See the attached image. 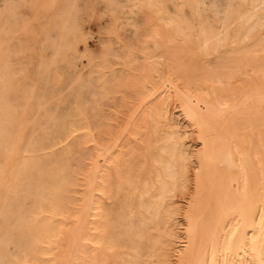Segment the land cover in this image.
Segmentation results:
<instances>
[{"label":"rangeland","instance_id":"obj_1","mask_svg":"<svg viewBox=\"0 0 264 264\" xmlns=\"http://www.w3.org/2000/svg\"><path fill=\"white\" fill-rule=\"evenodd\" d=\"M168 2L171 11L185 12L192 24L199 20L212 23L214 19L211 0H203L204 9L198 17L193 8L182 9L179 0ZM226 4L223 1L218 5L223 9ZM248 9L241 3L233 6L234 12ZM239 23L233 15L228 28L242 35L253 20L242 26ZM164 25L165 20L150 11L145 0H0L2 58L9 71H15L7 98L13 103L18 99L21 107L26 103L27 111V118L19 125L16 113L10 114L6 133L0 137V187L13 177L27 181L31 193L39 184H45L52 193L59 194V207L72 213L84 204L85 180L92 165L103 166L111 182L99 193V198L107 208L113 206L117 218L126 222L124 193L115 194V190L127 165L130 164L132 177L140 173L143 178L153 180L158 144L168 134L181 144L179 153L189 169L186 187L165 195L166 210L143 218L141 244L144 243V252L149 251L156 258L145 255L142 264H159L158 259L177 264V252L191 240L182 214L193 193L197 157L205 148L217 155L215 162L209 164L214 179L224 180L236 172L234 163L221 158L224 146L213 145L214 130L207 128L206 142L202 141L198 128L183 111L181 95L170 89L168 81H163L168 75L182 90L194 93L204 85L211 86L218 76L226 77L231 72L225 63L229 48L218 47L202 54L198 37L187 30L188 44L176 38L167 46L176 72L168 70V62L159 57L162 49L154 43V31H163ZM185 47H189V53ZM263 51L264 40L252 46L254 55ZM244 76L236 78L237 84H241ZM145 91L153 93V97L144 100ZM30 95L29 101L21 97ZM141 99L146 103H141ZM191 103L195 105V99ZM197 109L203 110V104H197ZM17 134L24 144L11 151L10 144ZM115 140L112 151L115 159L105 163L103 156H98ZM8 202H12L11 197ZM21 205L28 219L37 216L31 199ZM42 221L47 225L53 223V232L58 231L62 219L44 217ZM12 236L17 237V232ZM48 238L49 234L42 237L37 248L26 241L32 249L29 252L35 251L37 255L35 261L29 259V263L19 264H48ZM126 238L138 242L135 232ZM130 244L123 241V248ZM5 249L11 258L18 255V248L11 242L5 244ZM65 252L67 264H74L70 255L75 251L68 248Z\"/></svg>","mask_w":264,"mask_h":264},{"label":"bare ground","instance_id":"obj_2","mask_svg":"<svg viewBox=\"0 0 264 264\" xmlns=\"http://www.w3.org/2000/svg\"><path fill=\"white\" fill-rule=\"evenodd\" d=\"M223 1L227 4L221 9L218 4ZM168 3V0H145V6L165 20L164 30L154 31V43L162 49L159 57L168 62V70L176 72L167 46L176 38L188 44L187 30L198 37L202 54L216 51L218 47L229 48L225 63L231 67V72L226 77L218 76L215 84L204 85L194 93L189 89L182 90L168 75L163 81H168L170 89L181 95L183 111L198 128L201 140L206 142L205 131L212 128L213 145L224 146L221 158L236 166L235 174L216 180L209 164L215 162L217 155L206 148L198 155L193 193L182 214L191 240L185 249L177 252L175 260L177 264H264V51L261 55L251 52L257 41L264 40V0H211L212 23L199 20L197 24H192L185 12L171 11ZM235 3L249 9L234 12ZM179 5L182 9L193 8L196 17L204 9L203 0H179ZM233 15L240 20V26L253 20L246 33L241 35L229 30L228 21ZM184 49L190 52L189 47ZM2 57L0 48V137L6 133L10 114L16 113L18 125L27 118L26 103L21 107L18 99L13 103L7 98L9 81L15 71H9L10 67ZM240 75L245 76L241 84H237L239 80L236 78ZM152 95L145 91L144 100L152 98ZM21 97L27 101L32 98L31 95ZM192 99H195V105H191ZM142 102L146 103L141 99ZM199 103L204 106L201 111L197 109ZM18 144H24L19 134L12 139L10 150L13 151ZM115 146L116 140L112 146L103 148L98 157L103 156L105 163L114 160L112 151ZM180 148L178 140L169 134L158 144V154L153 160L156 166L153 180L143 178L140 173L132 177L130 164L127 165L115 190V194L124 193L128 213L126 222L117 218L113 206L107 208L99 198V193L104 192L111 182L103 166L91 164L93 168L85 180L84 204L72 213H66L59 207V194L52 193L45 184H39L31 193L27 181L13 177L0 187V264L35 261L37 254L29 252L32 249L26 241L37 248L42 237L48 234V264H67L65 251L68 248L75 251L73 255L70 253L74 264H142L145 255L155 257L149 251L144 252V243L141 244L144 238L142 220L148 214L166 210L165 195L182 189L184 185L186 187L189 169L179 153ZM9 197L12 198L10 203ZM27 199H31L37 209V216L31 219L21 205ZM44 217L52 220L60 217L62 221L58 231L52 232L53 223L45 224L42 221ZM13 232H17V237L12 236ZM133 232L138 242H129L126 238ZM123 241L131 243V246L124 249ZM9 242L18 248V255L12 258L5 252V244ZM158 263L166 264V261L158 259Z\"/></svg>","mask_w":264,"mask_h":264}]
</instances>
